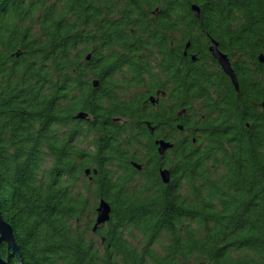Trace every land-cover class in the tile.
Instances as JSON below:
<instances>
[{
    "label": "trees",
    "instance_id": "1",
    "mask_svg": "<svg viewBox=\"0 0 264 264\" xmlns=\"http://www.w3.org/2000/svg\"><path fill=\"white\" fill-rule=\"evenodd\" d=\"M262 54L264 0H0V211L22 254L8 264H264ZM174 116L160 161L144 122Z\"/></svg>",
    "mask_w": 264,
    "mask_h": 264
},
{
    "label": "water",
    "instance_id": "2",
    "mask_svg": "<svg viewBox=\"0 0 264 264\" xmlns=\"http://www.w3.org/2000/svg\"><path fill=\"white\" fill-rule=\"evenodd\" d=\"M192 11L197 18H200L201 9L198 5H193ZM189 46L190 45L188 44V47ZM210 51L212 52L214 58L218 61V64L221 66L223 72L231 78L234 87L238 90V79L232 69L231 62L228 56L219 50V45L214 40H212V46L210 47ZM88 59H90V56H88ZM195 60L196 58H193V61ZM259 61L261 63H264V54L260 55ZM95 86H97L96 83ZM76 119L80 121L89 120V115L87 113L81 112L76 116ZM158 144L160 145L159 153L162 155L168 149L173 147L172 144L167 143L165 141H160L158 142ZM86 174L89 175L90 170H87ZM160 175L164 184L168 185L171 182L170 172L168 170H162ZM111 213L112 209L110 204L105 200H101L97 207V216L93 228L94 232H96L100 226H104L110 221ZM4 245L6 246L7 256L6 258H3L0 255V264H8L12 259H17L19 262L22 261L21 248L16 242L14 230L12 226L3 219L0 211V247Z\"/></svg>",
    "mask_w": 264,
    "mask_h": 264
},
{
    "label": "flooded vegetation",
    "instance_id": "3",
    "mask_svg": "<svg viewBox=\"0 0 264 264\" xmlns=\"http://www.w3.org/2000/svg\"><path fill=\"white\" fill-rule=\"evenodd\" d=\"M199 19V18H198ZM208 39H209V53H210V56H211V58L216 62V66L218 67V69L229 79V81H230V83L233 85V82H232V80H231V78L230 77H228L224 72H223V70H222V68H221V66L218 64V61L214 58V56H213V54H212V52L210 51V47L212 46V40H214V39H212V38H209L208 37ZM214 41H216V40H214ZM217 42V41H216ZM218 43V42H217ZM189 45H190V43H188ZM188 44H187V49H189L190 48V46L188 47ZM218 45H219V43H218ZM219 50L222 52V53H224L221 49H220V45H219ZM225 54V53H224ZM184 55H186L187 56V53H185ZM227 55V54H226ZM229 58V57H228ZM192 61H193V59H192ZM196 61V60H195ZM230 62H231V60H230ZM231 66H232V69H233V71H234V73H235V75H237L236 74V71H235V69L236 68H234V64L231 62ZM127 78L128 76L127 75H123V76H120V78ZM174 79H175V74L173 73V68H172V70H171V72H170V78H169V88H170V90H171V93L173 94L174 92H175V81H174ZM98 86V85H97ZM130 88V87H129ZM128 91H132V92H136L134 89H128V87L126 88ZM173 99V97H172V95H169V99ZM163 99H167V94L164 92V91H161V90H157L155 93H154V96H150L149 97V101L148 102H150V103H146L147 105H145L146 106V108H149L150 106L152 107V106H155V107H157L158 106V104H159V102H160V100H163ZM151 104V105H150ZM169 107L170 108H173L174 106H175V103L174 102H170L169 104ZM184 112V111H183ZM182 116V114H180L179 115V117H181ZM78 120V119H77ZM122 120V119H121ZM80 121V120H79ZM83 121H85V120H83ZM122 121H124V120H122ZM177 121H178V118H176L175 116L174 117H172V119H171V123H170V129L169 130H167V127L165 126L164 127V130L161 132V133H159L158 132V129H159V127H153L152 125H151V123H149L148 121H145L144 123H146V127H147V129H148V131H149V133H150V138H148V140L147 141H145V143H147V142H153L154 143V147H155V152H156V158L158 157L159 158V160L161 161L162 159H164L165 157H166V155L169 153V150H167L163 155L162 154H160L159 153V144H158V142L159 141H166V142H170L171 140H169L171 137L172 138H175V133H174V131H175V128L177 127ZM181 128V131L183 130L182 129V127H180ZM137 170L139 171V172H142L143 171V169H142V167H140V168H137ZM158 170H159V175H160V172L162 171V170H168L169 172H170V170L168 169V168H166V167H160L159 166V168H158ZM89 178H91L90 176H88ZM170 178H171V173H170Z\"/></svg>",
    "mask_w": 264,
    "mask_h": 264
},
{
    "label": "rangeland",
    "instance_id": "4",
    "mask_svg": "<svg viewBox=\"0 0 264 264\" xmlns=\"http://www.w3.org/2000/svg\"><path fill=\"white\" fill-rule=\"evenodd\" d=\"M100 227H101V226H100ZM100 227H99V228H100ZM99 228H98V229H99ZM98 229H97V230H98ZM97 240H99V239H97Z\"/></svg>",
    "mask_w": 264,
    "mask_h": 264
}]
</instances>
